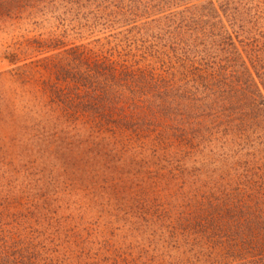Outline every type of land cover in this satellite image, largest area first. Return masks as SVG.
Segmentation results:
<instances>
[{
	"label": "trees",
	"instance_id": "1",
	"mask_svg": "<svg viewBox=\"0 0 264 264\" xmlns=\"http://www.w3.org/2000/svg\"><path fill=\"white\" fill-rule=\"evenodd\" d=\"M0 60V264H264V0H0Z\"/></svg>",
	"mask_w": 264,
	"mask_h": 264
},
{
	"label": "rangeland",
	"instance_id": "2",
	"mask_svg": "<svg viewBox=\"0 0 264 264\" xmlns=\"http://www.w3.org/2000/svg\"><path fill=\"white\" fill-rule=\"evenodd\" d=\"M9 68H8V65L6 64V63H3V62H1V60H0V73H4L5 71H7ZM6 146H7V143H6ZM19 150H16V149H7V152H8V154L10 155V156H15V154L18 152ZM104 208V207H103ZM100 209V205H99V207H98V216L100 217H103V216H106V214H108V209ZM114 225L116 226V225H118V224H115L114 223ZM115 228H117V227H115Z\"/></svg>",
	"mask_w": 264,
	"mask_h": 264
}]
</instances>
